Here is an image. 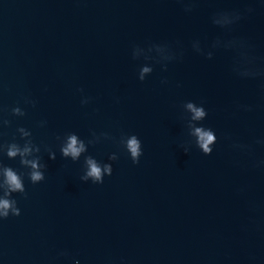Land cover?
Instances as JSON below:
<instances>
[{
	"label": "water",
	"instance_id": "95a60500",
	"mask_svg": "<svg viewBox=\"0 0 264 264\" xmlns=\"http://www.w3.org/2000/svg\"><path fill=\"white\" fill-rule=\"evenodd\" d=\"M184 7L180 0H0V106L12 121L2 139L23 143L16 129H30L48 165L38 184L25 176L26 198L13 194L21 215L0 222V264H264V166H255L264 144L254 143L264 138V78L238 77L232 50L214 49L207 59L191 46L242 37L264 66V0ZM247 7L255 11L230 31L211 22L218 10ZM176 41L184 55L167 70L132 56L136 45ZM144 63L153 71L140 81ZM82 96L92 100L82 105ZM188 100L204 102L200 123L217 136L210 155L194 143L183 151L192 139L181 119ZM17 104L25 116L10 114ZM69 131L86 141L93 131L116 141L134 133L143 155L133 164L123 146L102 139L74 162L56 140ZM233 141L252 150H236ZM112 152L116 161H108ZM88 154L112 163L103 184L80 180ZM2 159L23 171L19 158Z\"/></svg>",
	"mask_w": 264,
	"mask_h": 264
},
{
	"label": "clouds",
	"instance_id": "9594fccd",
	"mask_svg": "<svg viewBox=\"0 0 264 264\" xmlns=\"http://www.w3.org/2000/svg\"><path fill=\"white\" fill-rule=\"evenodd\" d=\"M185 5L184 10L191 12L198 2V0H180ZM255 11L252 7H247L243 11L240 9L218 10L213 13L211 22L213 25L221 29L231 30L234 25L245 18L247 14ZM192 49L205 56L207 59H212L214 49L224 48L232 50L235 53L232 71L240 78L255 79L257 77L264 78V66H257L256 57L252 53V45L248 40L242 37H233L231 39H223L217 36L212 40L211 45L206 49L201 46L199 39L192 41ZM155 53V55H153ZM184 55V48L181 42L176 41L175 45L171 43L149 44L147 47H140L136 45L133 47L132 56L134 59L143 57L144 61H152L162 65L164 70H167V63L181 59ZM153 71L151 63H144L140 66L138 72V79L144 81L146 76ZM164 80L162 83H166ZM83 93V89H79ZM92 97L82 96L81 104L86 105L90 103ZM24 102L35 106L36 101L30 97H25ZM183 113L181 119L184 121L187 128L188 136L192 139L187 140L182 144L183 151L187 154L190 151L192 143L201 150L204 155H210L213 152V146L217 142L215 131L211 127H206L200 122L205 120L208 115L204 102L199 104L195 101H184L182 103ZM237 109L244 111H252V105L237 103ZM6 109L0 106V222L8 219L10 216H20L21 209L18 206V200L13 196L14 193L22 194L27 197V190L24 183V178L27 176L32 184H38L45 180V170L47 163L42 161L41 147L42 143L38 144L33 138L32 131L26 127H17L16 132L19 134L20 143L15 136L11 141H5L3 137V129L10 127L12 121L8 119L4 113ZM10 114L12 116L22 117L26 115L23 108L17 104L11 107ZM47 121H41L40 125L44 126ZM226 139L231 140L230 136ZM114 140L115 137L110 136L107 132L96 133L93 131L91 137L87 139L80 138V136L73 131L65 132L62 136L57 135L56 140L59 142V150L61 156L70 158L72 161H78L80 157L88 152L89 145H95L101 140ZM123 146L124 150L129 154L133 164L140 162V157L143 155L142 141L134 134L122 133L116 141ZM254 143L264 144V138L256 139ZM231 147L240 151H251L252 144H244L238 141H233ZM44 150L48 153L50 160L56 159V152L50 145L43 144ZM6 155L8 159L15 160L19 158V164L23 169H16L4 163L2 157ZM118 154L112 152L108 155V161H116ZM255 166H264V159L256 162ZM113 172L112 163L102 162L97 160L93 155H84L83 174L80 180L87 182L91 181L94 184H103L104 177L111 176ZM61 255H67L66 252H61ZM74 264H80L76 260ZM123 264V261H122Z\"/></svg>",
	"mask_w": 264,
	"mask_h": 264
}]
</instances>
